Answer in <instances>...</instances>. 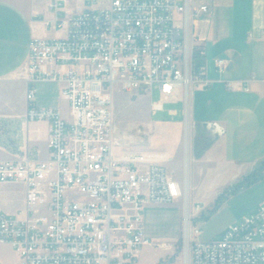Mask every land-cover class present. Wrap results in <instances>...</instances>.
Here are the masks:
<instances>
[{
    "label": "built area",
    "instance_id": "1",
    "mask_svg": "<svg viewBox=\"0 0 264 264\" xmlns=\"http://www.w3.org/2000/svg\"><path fill=\"white\" fill-rule=\"evenodd\" d=\"M49 4L62 10L58 0ZM208 10L195 0H83L56 19L64 35L31 37L20 72L28 85L25 118L49 122L48 153L15 147L0 157V183L24 186L21 207L0 206V244L16 250L18 264L137 263L152 242L145 208L181 197L183 186L162 154L125 149L131 141L117 124L115 93L145 91L157 110L209 86L206 48L193 33L194 19ZM227 65L228 58H215L218 71ZM47 80L60 83L68 116L36 105L35 85ZM240 85L250 88L247 79ZM11 123L0 115L4 146L13 144ZM201 232L192 228L190 264H264V202L219 238Z\"/></svg>",
    "mask_w": 264,
    "mask_h": 264
},
{
    "label": "crops",
    "instance_id": "2",
    "mask_svg": "<svg viewBox=\"0 0 264 264\" xmlns=\"http://www.w3.org/2000/svg\"><path fill=\"white\" fill-rule=\"evenodd\" d=\"M53 1L0 0V115L11 117L12 121L22 118L25 132L22 144L13 139L12 145L0 142L1 158L14 155L15 147L29 149L35 156L48 153L49 122L26 120L28 85L20 72L28 60L31 37L63 34L56 19L83 6V0H58L62 9L58 11L50 6ZM195 1L209 6L208 11L194 19L193 33L206 48L207 75L212 81L207 87L194 89L188 101L181 95L167 101L183 100V118L188 123H207L213 132L216 126L223 128L201 159L219 163L217 172L228 168L229 177L239 179L244 173V177L248 175L243 169L238 170L241 164L254 165L264 160V0ZM220 56L228 58L224 71L215 66V58ZM244 79L249 80V89L240 85ZM35 88L37 106L57 107L69 115V106L63 108L68 101L57 81H39ZM170 112L180 114L177 108ZM8 252L13 256L11 261ZM18 263L14 248L0 244V264Z\"/></svg>",
    "mask_w": 264,
    "mask_h": 264
},
{
    "label": "rangeland",
    "instance_id": "3",
    "mask_svg": "<svg viewBox=\"0 0 264 264\" xmlns=\"http://www.w3.org/2000/svg\"><path fill=\"white\" fill-rule=\"evenodd\" d=\"M57 84L60 86L59 82ZM40 86L37 85L39 91ZM159 99V91L155 88L153 100ZM67 106L65 103L63 108ZM183 106V100L166 101L162 109L155 110L145 91L115 93L117 124L126 131L129 141L128 136L133 135L125 149L159 152L172 175L181 178L183 186L181 197L145 208L146 231L152 242L140 248L136 264H190V241L195 225L202 228L201 238H219L230 223L253 210L254 203L264 198V160L256 165L241 164L238 170L243 169L248 174L253 172V179L235 189L245 173L239 179L230 178L228 168L217 172L215 167L219 163L201 159L215 136L202 124L188 123L183 118ZM176 108L180 114L173 115L170 110ZM12 122L10 136L22 144L25 139L22 118H15ZM201 150L203 153L198 156ZM23 199V185L0 183V206L3 209L14 212L23 205ZM216 202L218 205L214 207ZM7 256L10 261L13 259L9 252Z\"/></svg>",
    "mask_w": 264,
    "mask_h": 264
},
{
    "label": "trees",
    "instance_id": "4",
    "mask_svg": "<svg viewBox=\"0 0 264 264\" xmlns=\"http://www.w3.org/2000/svg\"><path fill=\"white\" fill-rule=\"evenodd\" d=\"M202 151H203V150L198 151L197 155L200 156V155L203 153ZM252 179H253V172L250 173V174H248V175H246V176L243 178L242 181H240L236 186H234V188L237 189L238 187L243 186L241 183H246V181H247L248 183H251V182H252ZM217 205H218V202H216V205H215L214 207H216ZM214 207H213V209H214ZM211 211H212V209H211ZM207 214H209V213H207ZM208 216H209V215H208Z\"/></svg>",
    "mask_w": 264,
    "mask_h": 264
},
{
    "label": "water",
    "instance_id": "5",
    "mask_svg": "<svg viewBox=\"0 0 264 264\" xmlns=\"http://www.w3.org/2000/svg\"><path fill=\"white\" fill-rule=\"evenodd\" d=\"M204 126L207 127V123H204ZM222 131H223V128L222 127H219V126L217 127L216 126V128L214 129L213 134H214L215 137H217L219 134H221ZM215 137H213V138H215Z\"/></svg>",
    "mask_w": 264,
    "mask_h": 264
},
{
    "label": "bare ground",
    "instance_id": "6",
    "mask_svg": "<svg viewBox=\"0 0 264 264\" xmlns=\"http://www.w3.org/2000/svg\"><path fill=\"white\" fill-rule=\"evenodd\" d=\"M47 81H50V80H47ZM132 136H133V135H129V136H128V138H130V141L132 140V139H131ZM157 153H159V152H157ZM159 154H160V153H159ZM16 210H17V209H16Z\"/></svg>",
    "mask_w": 264,
    "mask_h": 264
}]
</instances>
